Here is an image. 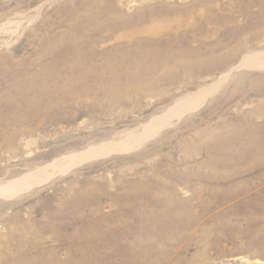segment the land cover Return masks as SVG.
I'll return each instance as SVG.
<instances>
[{
    "label": "rangeland",
    "instance_id": "1",
    "mask_svg": "<svg viewBox=\"0 0 264 264\" xmlns=\"http://www.w3.org/2000/svg\"><path fill=\"white\" fill-rule=\"evenodd\" d=\"M255 52L264 0H0V185L177 110L0 195V264H264Z\"/></svg>",
    "mask_w": 264,
    "mask_h": 264
},
{
    "label": "bare ground",
    "instance_id": "2",
    "mask_svg": "<svg viewBox=\"0 0 264 264\" xmlns=\"http://www.w3.org/2000/svg\"><path fill=\"white\" fill-rule=\"evenodd\" d=\"M240 59H241L239 62L240 66L248 67V69L249 68L264 67V53L257 54L255 52V54H246V55H242V58L240 57ZM227 76L228 75H226V74L220 76L218 78V81H220L219 83H215V86H214V84L207 86L204 89L210 88L211 91H215L217 88H219L222 85V83L224 82V80L226 79ZM202 90H203V88L195 91L194 93H192L190 95L185 96L184 100H180L179 102L175 103L174 108L176 107V105H179V103L181 104L182 102H186V101L189 102L190 100H191L190 103H195V102L197 103L198 100L201 99L200 97L202 96V94H200V93L202 92ZM204 97H205V94H204ZM201 100H203V99H201ZM179 110L180 109H178V111ZM176 111L177 110H174L172 107L164 114V116L159 117V118L156 117V119L152 120L150 123L145 125L143 132L140 131V133L138 132L139 134L133 133L134 135H130V134L126 135L127 134V132H126V134H125L126 137L121 142L116 143V142L110 141V143H107V144H109L107 147L113 145V146H115V148L107 150V147L105 146V144H103L104 147H101L96 152H94L95 149H93V148L89 149L88 151H93L92 152L93 155H91V156L88 155L89 154L88 151L81 153V154H74L73 153L69 156L62 157L59 160H53L52 162H50L44 166L38 167L35 170H33L32 172L30 171L28 174L27 173L24 174L23 177L19 176L20 178H17V179L14 178V180H10L4 184H1L0 185V195L4 196V197H13L14 195H16L21 190H24L26 188L31 187L32 185H35L39 182H42V181L49 179L55 173L65 172L68 168H72L76 164L80 163L82 160L86 161V160H89L91 158H94V160H95V158L102 157V155L111 152L113 149L124 150V151L126 149L127 150L136 149V148H138V146H140L142 144V142H144L149 137L156 134L159 131V129L161 128V126H163V124H166L165 122L169 121V119L171 118V115L172 116L176 115ZM159 120H164L165 122L162 121L160 123V122H158ZM102 151H103V153H102Z\"/></svg>",
    "mask_w": 264,
    "mask_h": 264
}]
</instances>
